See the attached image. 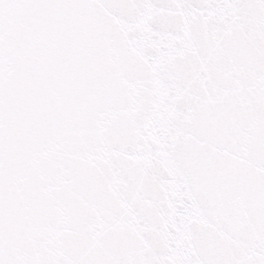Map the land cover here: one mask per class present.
I'll use <instances>...</instances> for the list:
<instances>
[{
    "label": "snow or ice",
    "instance_id": "obj_1",
    "mask_svg": "<svg viewBox=\"0 0 264 264\" xmlns=\"http://www.w3.org/2000/svg\"><path fill=\"white\" fill-rule=\"evenodd\" d=\"M0 264H264V0H0Z\"/></svg>",
    "mask_w": 264,
    "mask_h": 264
}]
</instances>
